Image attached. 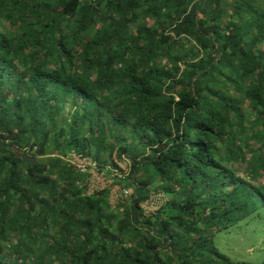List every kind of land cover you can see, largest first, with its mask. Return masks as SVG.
I'll return each instance as SVG.
<instances>
[{"label":"trees","instance_id":"1","mask_svg":"<svg viewBox=\"0 0 264 264\" xmlns=\"http://www.w3.org/2000/svg\"><path fill=\"white\" fill-rule=\"evenodd\" d=\"M0 264H264V0H0Z\"/></svg>","mask_w":264,"mask_h":264},{"label":"built area","instance_id":"2","mask_svg":"<svg viewBox=\"0 0 264 264\" xmlns=\"http://www.w3.org/2000/svg\"><path fill=\"white\" fill-rule=\"evenodd\" d=\"M69 162L72 163L80 172L88 173V191L95 189H102L106 186V183H110V179H106L101 173L96 170V163L91 159L82 157L81 155H71ZM115 193V191H113ZM122 193L127 195L130 194L129 190H122ZM163 201V196L160 193L154 194L151 201H145L142 203V207L146 210H154Z\"/></svg>","mask_w":264,"mask_h":264},{"label":"water","instance_id":"3","mask_svg":"<svg viewBox=\"0 0 264 264\" xmlns=\"http://www.w3.org/2000/svg\"><path fill=\"white\" fill-rule=\"evenodd\" d=\"M15 153L26 163H36V158L33 156H29L27 154L20 153L18 150H15Z\"/></svg>","mask_w":264,"mask_h":264}]
</instances>
